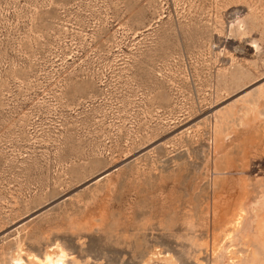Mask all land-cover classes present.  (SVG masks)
Segmentation results:
<instances>
[{"label": "rangeland", "instance_id": "rangeland-1", "mask_svg": "<svg viewBox=\"0 0 264 264\" xmlns=\"http://www.w3.org/2000/svg\"><path fill=\"white\" fill-rule=\"evenodd\" d=\"M261 89L264 0H0V264H264Z\"/></svg>", "mask_w": 264, "mask_h": 264}, {"label": "bare ground", "instance_id": "bare-ground-1", "mask_svg": "<svg viewBox=\"0 0 264 264\" xmlns=\"http://www.w3.org/2000/svg\"><path fill=\"white\" fill-rule=\"evenodd\" d=\"M261 92L264 93V89H261ZM254 108V106L252 104H249L246 106V109L244 110L243 113H247L249 111H252ZM256 111V110H255ZM252 113V112H251ZM249 115V114H247ZM237 118V116L234 113H225L222 116V120H221V124L217 123L216 124V137H220V135L223 134L225 127L229 125V123H232V121ZM240 216V214H239ZM237 222V221H236ZM260 227L263 228L264 227V219L262 218L260 221ZM231 233H228L226 235L223 236V239H225L226 237L230 236ZM222 243L221 242L219 244V247H217V249L215 250L218 251L221 247H222ZM249 251L252 252L254 259H257L258 254L256 252L255 249H248ZM230 262L228 264H246V260H244V257L241 254V252H235V251H230ZM68 256H69V252L60 244L56 245V248H54L52 251H48L45 253L44 257L41 258H37L35 255H30L28 257H30L29 261H32V263H36V264H67V260H68ZM31 263V264H32ZM33 263V264H34ZM166 263L167 264H173V258L172 257H168L166 258ZM79 264V263H77ZM176 264V263H174ZM196 264H205L201 259H197V263Z\"/></svg>", "mask_w": 264, "mask_h": 264}]
</instances>
